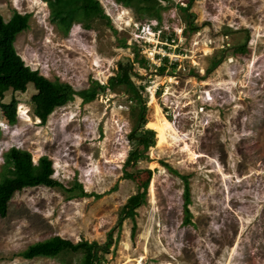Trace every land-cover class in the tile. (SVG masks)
Segmentation results:
<instances>
[{
	"label": "rangeland",
	"instance_id": "obj_1",
	"mask_svg": "<svg viewBox=\"0 0 264 264\" xmlns=\"http://www.w3.org/2000/svg\"><path fill=\"white\" fill-rule=\"evenodd\" d=\"M98 1L111 25L98 18L76 21L64 33L53 23L47 3L0 0L5 21L15 12L31 16L15 46L32 70L81 91L94 82L109 87L120 64L132 65L131 81L141 99L131 100L124 86L109 88L88 104L76 97L41 124L32 115L30 87L14 94L19 104L13 126L0 102V179L14 148L31 153L34 163L42 157L51 160L53 178L62 185L14 195L7 217L0 216V264L82 260L72 253L22 257L30 246L54 237L101 247L111 243L103 264H264V0L164 2L160 15L167 33H189L191 52L182 64L188 65V75L174 70L175 78L166 77L174 73L166 63L157 66L144 57L136 46V30L129 26L158 19L153 4L133 0L124 7L115 0ZM187 13L199 31L186 29ZM195 33H200L198 45ZM242 45L243 54L228 51ZM223 52L228 56L219 62ZM157 85L159 93L151 99L149 91ZM12 96L7 93L3 103ZM155 104L180 140L160 148L153 130L155 145L137 167L152 171L148 195L135 217L128 218V200L148 178L125 177L135 146L130 134L139 126L143 107L145 129H150ZM77 184L88 197H72L70 190L80 193Z\"/></svg>",
	"mask_w": 264,
	"mask_h": 264
},
{
	"label": "trees",
	"instance_id": "obj_2",
	"mask_svg": "<svg viewBox=\"0 0 264 264\" xmlns=\"http://www.w3.org/2000/svg\"><path fill=\"white\" fill-rule=\"evenodd\" d=\"M47 3L51 9V18L53 23L61 27L64 33H69L73 23L76 21H91L96 18L103 19L111 25L109 16L104 12L98 0H41ZM124 7L132 5L133 0H115ZM152 3L154 15L161 20L160 11L165 7L162 2L171 0H140ZM194 0H190L191 5ZM188 5V8L189 6ZM187 8V9H188ZM186 9V10H187ZM192 31L198 30L191 21L192 15L187 13ZM30 18L28 14L15 12L9 21H5L0 14V102L1 110L10 126L17 124L18 99L14 97L16 93H27L29 88L34 89L31 97V106L33 117L40 120L41 124H46L50 116L58 109L66 106L75 100L76 97L82 99L83 103L88 104L95 101L99 94L105 93L109 88L113 90L118 86H124L131 95V100L138 98V90L131 81L132 65H119L120 71L117 77L110 80V86L94 82L89 88L76 91L70 84L59 80L51 81L42 76L38 70L34 71L26 65L24 59L17 52L15 43L17 37L27 31L30 27ZM188 20V19H187ZM86 27H89L87 25ZM222 59L219 58V62ZM145 61V60H143ZM218 61L214 67L218 65ZM144 89V87H142ZM12 92V99L8 103H3L7 93ZM148 121L146 120L145 108L139 113V126L130 134V139L135 143L125 163V177L130 180H137L144 174L148 178L139 183L138 193L132 196L126 205L125 215L128 218H134L136 210L140 208L148 195V187L151 180L152 171L138 169V164L145 159L147 151L155 145V132L151 129H145ZM1 137V131H0ZM131 169V171H129ZM53 163L47 157H42L37 163H34L32 154L27 151L12 149L5 158L4 170L0 179V216L7 217L9 204L14 195L28 188L48 187L55 188L62 185L54 178ZM185 199L186 205L190 203V190L185 178ZM76 188L80 193L70 190L72 197H88L81 185ZM190 216V211H188ZM187 223L190 218H187ZM111 239V238H110ZM108 243L101 247L98 243L82 242L74 244L71 241L61 237H54L47 241L30 246L22 257L27 260L37 258H56L68 253L81 254L82 260L76 264H103L105 255L109 252Z\"/></svg>",
	"mask_w": 264,
	"mask_h": 264
},
{
	"label": "built area",
	"instance_id": "obj_3",
	"mask_svg": "<svg viewBox=\"0 0 264 264\" xmlns=\"http://www.w3.org/2000/svg\"><path fill=\"white\" fill-rule=\"evenodd\" d=\"M129 26H133L136 30V46L142 49V54L145 58L157 66H159L160 63H166L165 65L169 72L178 70L179 72L183 71V77L188 75L185 73L188 69V65L182 64L185 63L184 60H188L190 55L189 52H191L188 43L189 33H184V30H181L180 33H167V27L158 19L150 20L146 23L131 22ZM186 29L192 31L188 26ZM199 35L200 33H195L192 37L193 43L196 42L197 45ZM209 43L211 44V41H209ZM176 76L175 71L173 75H166V77L170 78H175ZM179 83L180 82L177 81V84ZM154 84L155 83L152 85ZM159 90L160 87L157 85L156 89L154 88L151 93L149 91L151 99L158 95Z\"/></svg>",
	"mask_w": 264,
	"mask_h": 264
},
{
	"label": "bare ground",
	"instance_id": "obj_4",
	"mask_svg": "<svg viewBox=\"0 0 264 264\" xmlns=\"http://www.w3.org/2000/svg\"><path fill=\"white\" fill-rule=\"evenodd\" d=\"M154 110L155 119L148 124V128L158 133V146L160 148L170 146V140H173L175 144H177L180 140V136L174 128L173 123H171L168 118H166L159 105L155 104ZM191 154L195 159L198 158L196 153L193 151H191Z\"/></svg>",
	"mask_w": 264,
	"mask_h": 264
},
{
	"label": "flooded vegetation",
	"instance_id": "obj_5",
	"mask_svg": "<svg viewBox=\"0 0 264 264\" xmlns=\"http://www.w3.org/2000/svg\"><path fill=\"white\" fill-rule=\"evenodd\" d=\"M164 2H162V5H163ZM192 21V20H191ZM187 25L189 26L190 28V22L189 20H187ZM198 28V27H197ZM225 34H230V33H225ZM227 36V35H226ZM245 43H247L248 41V37L245 38ZM244 47L245 45H242V46H236V47H231L228 51H230L231 53L230 54H234L236 56H238L239 54H243L244 53ZM225 56H228V52H223L222 56H221V59L223 58V60H225ZM216 67H212V69H214Z\"/></svg>",
	"mask_w": 264,
	"mask_h": 264
}]
</instances>
